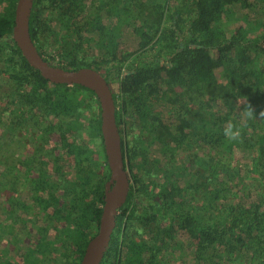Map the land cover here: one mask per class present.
<instances>
[{
	"label": "trees",
	"instance_id": "obj_1",
	"mask_svg": "<svg viewBox=\"0 0 264 264\" xmlns=\"http://www.w3.org/2000/svg\"><path fill=\"white\" fill-rule=\"evenodd\" d=\"M15 3L0 0V264H78L109 176L99 106L25 62ZM28 34L48 65L114 81L129 188L100 264H164L181 240L192 264H264V0H33Z\"/></svg>",
	"mask_w": 264,
	"mask_h": 264
},
{
	"label": "water",
	"instance_id": "obj_2",
	"mask_svg": "<svg viewBox=\"0 0 264 264\" xmlns=\"http://www.w3.org/2000/svg\"><path fill=\"white\" fill-rule=\"evenodd\" d=\"M33 0H16L11 40L25 62L39 76L55 85H77L89 90L99 106V130L109 176L103 184L102 206L94 235L86 242L78 264H100L114 227V217L124 203L128 188V171L123 163L120 139L114 118V104L109 84L92 69L64 70L48 65L37 53L28 34V18Z\"/></svg>",
	"mask_w": 264,
	"mask_h": 264
},
{
	"label": "rangeland",
	"instance_id": "obj_3",
	"mask_svg": "<svg viewBox=\"0 0 264 264\" xmlns=\"http://www.w3.org/2000/svg\"><path fill=\"white\" fill-rule=\"evenodd\" d=\"M227 16L230 17L229 14ZM119 39L125 40V37L123 35H121L119 37ZM51 52L52 51H50L49 53H51ZM217 82L219 84H222V83H224V80L222 78H219ZM109 86L111 89L114 86V81L112 83H109ZM178 92H180V91L176 89V93H178ZM185 102H190V103H188V105L190 106L191 110H194L195 108H197L196 106L201 104L202 100H201V97L196 98V97L190 96L189 98L186 97ZM160 111L162 112L161 114H162L163 121H165L166 123L171 122L170 120L173 121V117L170 114V111H169L167 106H161ZM49 145L50 146L55 145L53 138L50 139ZM202 151L204 152V150H202ZM226 160H227V163L231 167H238V168H240L241 171L244 172V170H245L244 163L247 161L246 156L230 150L228 155H227ZM47 169H50V165L47 166ZM2 223H4V221ZM5 223H7V222H5ZM71 224H72V221L70 219H68L65 228H70ZM33 231H34L33 228H31L28 224L25 228L22 229V231L19 232L20 233L19 238H21V241L24 244H30L32 242L31 237L34 233ZM50 234H52V233L50 232ZM177 244L180 246V247L177 246L178 250H179L178 253L172 257L167 258V260L164 261V264H192V263H190L191 259H192V255H191L192 252H191V250H187V247H188L187 243L184 240H181ZM0 248L1 249L9 248V246L6 245L3 241H0ZM16 259H17V261L20 260V258H18V257ZM16 264H19V262H17Z\"/></svg>",
	"mask_w": 264,
	"mask_h": 264
},
{
	"label": "clouds",
	"instance_id": "obj_4",
	"mask_svg": "<svg viewBox=\"0 0 264 264\" xmlns=\"http://www.w3.org/2000/svg\"><path fill=\"white\" fill-rule=\"evenodd\" d=\"M259 114L264 116V111H261ZM242 115L244 119H252L254 117V109L250 104L245 107ZM225 135L232 139H237L239 137V128L236 125L229 123L225 128Z\"/></svg>",
	"mask_w": 264,
	"mask_h": 264
},
{
	"label": "flooded vegetation",
	"instance_id": "obj_5",
	"mask_svg": "<svg viewBox=\"0 0 264 264\" xmlns=\"http://www.w3.org/2000/svg\"><path fill=\"white\" fill-rule=\"evenodd\" d=\"M129 180V179H128Z\"/></svg>",
	"mask_w": 264,
	"mask_h": 264
}]
</instances>
